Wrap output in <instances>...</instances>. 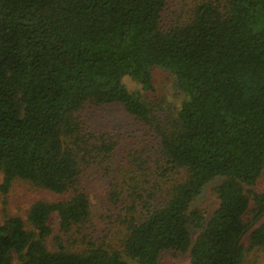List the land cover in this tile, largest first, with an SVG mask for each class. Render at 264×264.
<instances>
[{
	"label": "trees",
	"instance_id": "16d2710c",
	"mask_svg": "<svg viewBox=\"0 0 264 264\" xmlns=\"http://www.w3.org/2000/svg\"><path fill=\"white\" fill-rule=\"evenodd\" d=\"M166 4L0 0V191L22 180L61 196L0 222V264H159L164 250L188 252L187 264H246L247 249L264 250V192L253 188L264 167V0H203L164 26ZM156 68L184 95L179 106L144 94ZM110 104L146 128L158 162L153 171L147 152L108 181L125 210L121 250L91 239L70 249L65 238L90 218L85 177L117 148L79 112ZM216 177L204 222L191 202Z\"/></svg>",
	"mask_w": 264,
	"mask_h": 264
},
{
	"label": "rangeland",
	"instance_id": "374dc122",
	"mask_svg": "<svg viewBox=\"0 0 264 264\" xmlns=\"http://www.w3.org/2000/svg\"><path fill=\"white\" fill-rule=\"evenodd\" d=\"M167 4L162 14V25L168 26L188 19L195 4L203 0H166ZM153 89L144 93L140 86L130 77L125 76L122 83L129 91H138L146 94L148 97L157 100L163 99V106L174 104L179 106L184 95L177 92L172 84L169 75L161 70H153ZM169 111H171L169 109ZM84 128H89L96 133H105L109 138L117 141V148L112 164L109 167L105 165H92L91 177H85V185L88 190L90 203V218L78 232H74L65 238V244L70 249H80L84 247L89 239L96 242H103L106 245L121 250V240L124 234V225L122 219L125 216V210L120 205L114 206L107 195L108 181L118 174L120 169L131 166L134 157L148 152L151 168L156 169L158 162L156 155L150 147V134L137 120L123 110L118 104L103 105L97 107H85L79 112ZM134 154L133 156H131ZM136 162H133L136 165ZM138 163V162H137ZM108 174H107V173ZM119 177V176H118ZM2 173L0 171V183ZM222 177H216L207 183L201 192L193 198L191 208L200 209L204 222H206L218 206V199L213 193V186L221 181ZM257 192H264V167L260 176L253 186ZM61 196L54 194L46 189L33 187L26 181L17 180L13 183L6 195L0 191V222L11 215H18L25 219L26 213L33 202L44 200L47 202L55 201ZM50 224L53 234H58V219L56 213L50 217ZM199 230L191 228L192 241L197 236ZM75 241V243L73 242ZM245 246H248V236L243 239ZM50 244V243H49ZM123 258L128 264H136L133 259L126 255ZM189 261L188 252H179L173 250H164L159 256V264H187ZM244 261L246 264H264V250L261 248L247 249ZM12 264H18L14 260Z\"/></svg>",
	"mask_w": 264,
	"mask_h": 264
}]
</instances>
